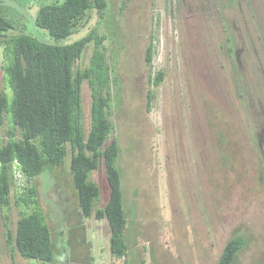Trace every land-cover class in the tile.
<instances>
[{"label": "rangeland", "instance_id": "rangeland-1", "mask_svg": "<svg viewBox=\"0 0 264 264\" xmlns=\"http://www.w3.org/2000/svg\"><path fill=\"white\" fill-rule=\"evenodd\" d=\"M61 1L2 0V15L15 32L52 42L34 18L42 5ZM105 14L98 30L107 36L113 79L110 138L120 147L128 250L113 257L105 220L80 214L68 152L63 164L34 179L17 175L9 207L0 208V264H217L236 233L247 242L235 264H264V0H107ZM151 37L150 67L144 56ZM5 39L0 90L6 91ZM92 48L77 65L89 64ZM158 71L164 76L155 86L148 78ZM81 105L86 133V82ZM8 127L5 120L0 138ZM89 178L100 187L97 209L108 198L105 174L99 168ZM30 184L51 230L54 263L22 258L14 245L24 210L17 188Z\"/></svg>", "mask_w": 264, "mask_h": 264}, {"label": "trees", "instance_id": "trees-1", "mask_svg": "<svg viewBox=\"0 0 264 264\" xmlns=\"http://www.w3.org/2000/svg\"><path fill=\"white\" fill-rule=\"evenodd\" d=\"M106 7L107 0H62L42 5L34 24L51 37L52 42H45L12 30L11 22L2 15L0 0V41L6 37V50L11 55V60L2 67L7 90H0V128L5 120L9 123L5 139L0 138V208H8L11 203L10 192L17 172L28 180L34 179L46 169L63 164L69 152V170L79 212L85 218L94 216L105 220L109 252L115 258H122L128 250L123 237L128 217L122 200L121 174L116 165L120 147L114 136L110 138L113 79L103 44L107 36L98 30L105 20ZM94 16L97 20L91 23ZM77 31L82 32L79 37L63 43ZM153 41L151 37L144 56L150 67ZM90 43L93 48L89 64L80 67L77 63ZM163 76V71H158L149 74L148 79L158 86ZM85 82L91 95L86 133L81 105ZM152 99L153 94L149 92L147 109ZM99 168L105 174L108 198L102 207L94 209L101 191L89 177ZM17 191L15 201L24 209L13 235L17 251L25 259L54 263V242L38 208L36 187L30 184ZM7 233L9 236V229ZM246 242V237L239 233L232 236L222 248L217 264H235Z\"/></svg>", "mask_w": 264, "mask_h": 264}, {"label": "clouds", "instance_id": "clouds-1", "mask_svg": "<svg viewBox=\"0 0 264 264\" xmlns=\"http://www.w3.org/2000/svg\"><path fill=\"white\" fill-rule=\"evenodd\" d=\"M16 163L14 162V165H15ZM16 179H17V177H15Z\"/></svg>", "mask_w": 264, "mask_h": 264}, {"label": "built area", "instance_id": "built-area-1", "mask_svg": "<svg viewBox=\"0 0 264 264\" xmlns=\"http://www.w3.org/2000/svg\"><path fill=\"white\" fill-rule=\"evenodd\" d=\"M17 175H19V173L17 172ZM17 177V176H16Z\"/></svg>", "mask_w": 264, "mask_h": 264}]
</instances>
